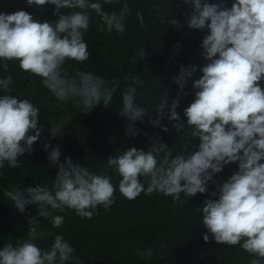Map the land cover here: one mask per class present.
Segmentation results:
<instances>
[{
    "label": "clouds",
    "instance_id": "1",
    "mask_svg": "<svg viewBox=\"0 0 264 264\" xmlns=\"http://www.w3.org/2000/svg\"><path fill=\"white\" fill-rule=\"evenodd\" d=\"M29 6L53 5L55 22L41 21L24 10L0 12V66L5 72L17 65L27 77H38L59 104L71 105L82 113L112 102L119 80L110 82L102 75L85 70L69 71L72 61L89 60L85 34L90 28L91 13L100 17L98 32L124 34L130 15L126 0H26ZM190 7L187 26L207 30L202 39V58L206 63L202 75L192 80L193 101L183 110L180 96L197 71V66H180L174 79L178 94L169 102L166 95L155 105V119L149 124L163 127L161 121H174L178 133L190 130V138H198V146L189 151L190 142L177 155L159 138H151L144 149L129 147L107 158L106 169L120 179L119 192L133 200L145 195L171 196L180 201L181 193L192 197L208 192V182L225 165L238 163L232 174L198 209L201 225L207 229L205 242L211 234L218 244L239 246L248 254L250 264H264V0H233L228 7L209 0H182ZM121 4L119 10L106 11L105 5ZM143 25L144 18L136 13ZM177 29L179 21L170 18ZM146 49L140 48L130 63L145 60ZM128 79L127 76L124 77ZM131 83H139L135 77ZM14 78H0V169L18 168L19 157L31 154L40 139V109L28 99L13 96ZM137 89L130 86L121 92L119 114L130 123L126 134L136 135V121L143 123L146 110L135 102ZM72 119L65 114L50 123L49 137L43 144L49 166H57L50 185L36 184L27 188H4L3 196L12 207L25 213L26 206L36 205V215L28 219L24 239L8 241L0 246V264H71L78 258L75 249L63 234L40 231V219L60 228L64 216L54 213L74 211L80 218L91 219L98 207L108 211L114 203L116 186L107 172L97 174L70 157L60 162L61 149L51 140L61 136ZM186 121V123L184 122ZM50 149V151H49ZM2 175V173H0ZM141 178L147 183L142 182ZM183 182V183H182ZM214 182V181H213ZM52 236L47 247L37 241Z\"/></svg>",
    "mask_w": 264,
    "mask_h": 264
},
{
    "label": "trees",
    "instance_id": "2",
    "mask_svg": "<svg viewBox=\"0 0 264 264\" xmlns=\"http://www.w3.org/2000/svg\"><path fill=\"white\" fill-rule=\"evenodd\" d=\"M124 0H121V4ZM130 15L124 34L113 32L108 35L98 32L100 17L91 13L90 28L85 34L88 43L89 60L76 64L68 62L69 71L85 70L102 75L104 79L120 83L112 102L105 107L96 106L90 113H82L68 105L59 104L56 98L40 84L38 77H27L17 65L10 64L7 72L0 66V78L12 75L14 85L12 95L28 99L40 109V139L34 143L32 153L19 157L20 166L0 169V246L8 241L24 239L27 235L28 219L36 215V205L26 206L25 213L12 207L11 201L3 196L4 188H27L36 184L50 185L57 166H49L48 153L43 144L49 137V127L53 120H59L65 114L72 119L65 132L51 140L53 147L61 149L60 162L70 157L74 163L82 164L90 172L112 176L116 186L114 203L108 211L102 206L91 219L80 218L74 211L54 213L64 216L60 228H52L49 221L40 219V231L63 234L75 249L77 261L71 264H250L251 257L239 246L218 244L209 234L205 242L203 234L207 232L201 225L202 202L211 197L232 174L238 170V163L225 165L208 182V192L189 197L181 193L180 201L173 202L171 196L163 194L145 195L143 192L135 199L125 198L118 190L120 177L112 169H106L107 158L120 154L124 149L136 147L147 150L151 138H159L173 155L179 154L190 142L189 151L198 146V138H190L185 132L178 133L173 127L174 121L167 118L161 121L163 127L149 124L155 119V105L166 95L169 102L178 94V85L174 83L179 75L180 66H197V71L186 84L187 95L180 96L177 111L183 114L194 99L195 89L192 80L202 75L199 70L206 61L202 58V39L207 30H194L187 26L189 6L182 0H126ZM215 3L220 0H209ZM230 7L233 0H223ZM121 4L105 5L106 11L119 10ZM27 11L41 21L55 22L57 16L53 5L29 6L26 0H0V12L13 13ZM144 18L143 25L137 20L136 13ZM180 22L181 27L169 25L170 18ZM140 48L146 49L145 60L130 63L132 56ZM128 79L125 80L124 77ZM135 77L139 83L132 84ZM134 86L137 89L135 102L146 113L143 123L136 121V135L126 134L129 121L119 114L121 92ZM264 86V85H262ZM186 123V121H184ZM50 151V149H49ZM142 182L147 183L141 178ZM183 183V182H182ZM53 237L44 235L37 243L41 247L51 244Z\"/></svg>",
    "mask_w": 264,
    "mask_h": 264
}]
</instances>
